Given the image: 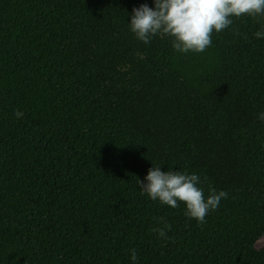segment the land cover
<instances>
[{"label": "trees", "instance_id": "16d2710c", "mask_svg": "<svg viewBox=\"0 0 264 264\" xmlns=\"http://www.w3.org/2000/svg\"><path fill=\"white\" fill-rule=\"evenodd\" d=\"M141 5L0 0V264H264V16L179 53ZM153 167L227 198L200 224L142 194Z\"/></svg>", "mask_w": 264, "mask_h": 264}, {"label": "clouds", "instance_id": "9594fccd", "mask_svg": "<svg viewBox=\"0 0 264 264\" xmlns=\"http://www.w3.org/2000/svg\"><path fill=\"white\" fill-rule=\"evenodd\" d=\"M242 16H264V0H154V10L147 5L133 9L129 30L135 37L150 42L153 36L170 37L172 47L179 53H202L212 43V34L219 33L233 23V18ZM257 38L264 37V31L255 33ZM17 118L23 112L16 111ZM259 119L264 121V113ZM137 180L142 194L162 205L171 208L179 204L185 206V215L203 224L210 210L218 208L220 201L227 198L224 191L210 189L207 198L198 186L200 177L180 171L162 172L159 167L148 170L146 183ZM170 225L156 229L160 238L165 237ZM130 258L136 261L135 249Z\"/></svg>", "mask_w": 264, "mask_h": 264}, {"label": "rangeland", "instance_id": "374dc122", "mask_svg": "<svg viewBox=\"0 0 264 264\" xmlns=\"http://www.w3.org/2000/svg\"><path fill=\"white\" fill-rule=\"evenodd\" d=\"M255 247L257 249L263 248L264 247V236L261 237L255 244Z\"/></svg>", "mask_w": 264, "mask_h": 264}]
</instances>
